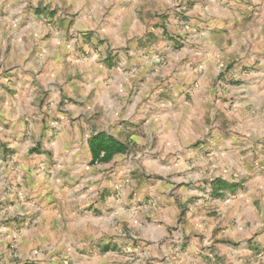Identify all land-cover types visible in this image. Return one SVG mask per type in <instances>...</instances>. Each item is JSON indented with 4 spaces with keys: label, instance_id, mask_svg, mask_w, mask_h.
Masks as SVG:
<instances>
[{
    "label": "crops",
    "instance_id": "1",
    "mask_svg": "<svg viewBox=\"0 0 264 264\" xmlns=\"http://www.w3.org/2000/svg\"><path fill=\"white\" fill-rule=\"evenodd\" d=\"M39 1L7 0L4 14L0 13L4 18L0 20V35L5 33L8 38L9 34H15L10 45L16 50L20 63L18 71L11 72L12 85L7 86L15 91L0 89V139L10 148L7 154L0 148V264H13L15 258L31 264L58 261L64 264H264V73L240 75L230 115L224 112L215 116L211 108L208 117L204 108L211 101L198 90L177 107L169 103L163 112L165 121L159 131L161 145L165 155L174 153L177 147L183 149L180 160L186 161V165L180 173L181 181L193 175L216 178L215 182L235 185L233 199L221 201L219 197L207 195L208 200L196 198L187 202L177 231L171 229L176 209L172 197H168L170 206H166L167 213H163L161 220H145L143 224L137 218L119 213L118 201H109L108 206H113L109 209L99 204L101 214L80 217L75 210L60 211L59 203H55V196L60 198V192L55 190V147L80 136L78 123L73 124L70 133L66 128H70V118L81 112L72 109L73 113L66 118L59 116L63 124L55 137V86L60 93L63 73L75 74L79 67L92 65L82 61L76 47L88 50L97 40H103L104 48L108 44L112 47L116 40L125 47L128 42L130 48L136 44L130 40L137 39V34L146 30L145 24H153L159 18L155 16L171 0H51L50 5L62 7L71 22L67 26L68 21H64L62 28L57 27L47 43L37 41L41 25L33 9ZM224 2L239 7L230 14L231 18L234 14L251 15L248 3H262L252 15V27H248L251 31L241 32L240 42L251 45L259 55L264 54V0H216L209 15H229ZM27 5L33 9H25ZM192 7L189 12L200 10L197 4ZM77 32H80L79 41L69 37ZM81 34L86 37L89 34V37ZM6 44V38L0 36V47ZM230 48L228 50H232ZM187 55L188 51L181 48L174 63L186 61ZM196 55L204 67L207 63L202 60L209 57L211 61L210 56L214 54ZM90 59L95 60V57L85 60ZM171 69H167L168 75ZM206 70L207 66L203 71ZM156 74L145 72L143 85H154ZM164 75L166 72L158 75L159 84ZM82 76L81 81L73 80V86L67 85L68 94L76 95L79 90L86 96L101 84L100 74L90 75L86 71ZM122 78L125 80L126 76L120 75L119 80L114 77L110 87L99 90L106 91L109 97L116 81L121 83ZM32 102L37 103L35 116L28 119ZM83 114L88 119L89 111ZM232 117V122L225 121ZM32 131H36V138L41 136V151L37 154H29L28 142L18 143L23 134ZM87 137L88 134L84 146H87ZM85 156L89 159L90 153ZM76 157L70 154L68 159ZM164 172H172V168ZM243 178L245 181L240 186L238 183ZM215 182L210 188L207 183L203 191L214 189L225 192L226 196L227 190H218ZM203 191L193 190L191 194L198 197ZM172 192V187H165L162 193ZM103 242L116 243L131 254L122 250L99 251L96 245ZM81 248L93 249L89 253L81 252Z\"/></svg>",
    "mask_w": 264,
    "mask_h": 264
},
{
    "label": "rangeland",
    "instance_id": "2",
    "mask_svg": "<svg viewBox=\"0 0 264 264\" xmlns=\"http://www.w3.org/2000/svg\"><path fill=\"white\" fill-rule=\"evenodd\" d=\"M50 1L40 0L34 9L28 5L25 8H32L34 13L38 14L37 19L41 25L38 31L39 42L47 43L49 35L55 32L57 27L62 28L65 25L64 21H68L70 16L62 7L51 6ZM213 2L216 0H171L165 9L155 16L159 18L153 24H145L146 30L137 34V39L130 40L133 44L136 42L135 45H130L132 46L130 48L128 42L125 47L116 40L112 43L114 45L112 47L108 44L104 48L103 40H97L92 46H88V50L82 49L81 46L75 48L82 61L92 65L79 67L75 74L63 73L65 76H62L60 93L55 86V137L63 124L61 120L66 118L67 114L73 113L72 109L81 112L70 118V128H66L70 133L73 124L78 123L80 136L74 141H67L61 147H55V190L60 192L59 199L55 196V203H59L60 211L75 210L80 217L89 213L101 214L99 204L107 205L104 209H109L113 207L108 206L109 201L113 203L118 201L119 213L137 218L143 224L145 220L152 222L161 220L163 213H167L166 206H170L171 200L168 197H172L176 209L173 210L171 229L177 231L187 202L196 198L208 200V196L219 197L221 201L233 199L235 185L227 186L219 181L215 182L216 178H198L193 175L190 179L184 178L185 180L181 181L183 176L180 173L186 165V161L180 160L183 149L177 147L172 155H165L161 145L162 134L159 132L162 128L160 126L165 121L164 109L169 103L177 107L183 99L190 100L188 95L198 90V93H205L211 101L206 103L208 109L204 108L208 117L211 108H214L215 116L219 113L223 115L224 112L230 115L236 102L234 88L241 81L240 75L251 72L264 73V54L261 53L263 56L261 57L251 45L246 46V43L240 42L241 32L251 31L252 15L262 3L257 2L252 5L248 3L247 7L251 15L238 17L233 13L231 18L230 14L239 7L229 6L230 3L224 2L223 4L229 9L227 10L229 15L215 17L208 12ZM6 3L7 0H0L1 14H4ZM194 4H197L200 10L189 12L193 10ZM3 19V15H0V20ZM70 22L71 20L68 21L67 26ZM79 33H72L69 37L77 38L76 40L79 41ZM262 33L264 34V29ZM1 34L2 39L6 38L7 44L5 47H0V89L14 92L13 87H8L12 85L11 72L18 71L20 65L17 52L15 49L12 50L10 45L15 34H9L8 38L5 33ZM81 36L86 37L83 34ZM88 37L89 34L86 38ZM33 41H36L34 36ZM229 47L232 50H228ZM34 48L33 52H36ZM181 48L188 51L186 61L174 63V57ZM197 53L200 56L214 54L210 56L211 61H208L209 57L202 60L207 63L206 71H203L205 66L202 67L200 64ZM90 57H95V60L90 59L87 62L85 59ZM169 68L172 69L168 75ZM86 71L90 72V75L91 73L101 75V78L99 77L101 84L97 85L98 88L94 87L86 96L79 90L76 95L68 94L67 91L70 90L67 85L73 86L74 79L81 81L82 74ZM147 71L158 74L155 78L156 83L145 87L144 73ZM163 72H166V75L165 78L160 79L159 84L158 75ZM120 75L126 76V79L122 78L121 83L116 81V87L109 92V97L105 95L106 91L99 90L100 87H110L113 78L119 80ZM29 107H32V110L27 112L28 119L35 116L34 109L37 103L32 102ZM86 111H89L88 119H85L83 114ZM153 115L156 117L152 118ZM233 120V117L225 119L227 122ZM99 132L117 135L127 146V150L114 154L107 161L92 160L89 140ZM86 134H88L87 146H84ZM204 138H207V135ZM40 139L41 136L36 138V131H32L30 134H23L18 143L28 142L29 154H37L41 151ZM5 144L6 142L0 139L3 154H7L10 150ZM87 153H90L89 159L85 156ZM70 154L77 157L68 159ZM171 168L172 172H164L165 169ZM169 173H172V176ZM244 181V178L240 179L238 184L241 186ZM212 182L218 185V190H227L228 194L224 196L225 192H216L214 189L203 191L207 183L211 185L209 188L213 187ZM165 187H172L173 194L162 193ZM193 190L203 191L202 195L197 197L191 194ZM185 196L189 198L185 199ZM96 246L99 251L122 250L131 254L129 250H123L116 243L103 242ZM92 249L80 250L90 253ZM140 253H143V250H140ZM13 264L31 263L25 259L22 261L15 258ZM55 264L64 263L58 261Z\"/></svg>",
    "mask_w": 264,
    "mask_h": 264
},
{
    "label": "trees",
    "instance_id": "3",
    "mask_svg": "<svg viewBox=\"0 0 264 264\" xmlns=\"http://www.w3.org/2000/svg\"><path fill=\"white\" fill-rule=\"evenodd\" d=\"M89 146L93 155L92 160L107 161L116 153H123L127 146L118 141L112 135L105 132H99L89 140Z\"/></svg>",
    "mask_w": 264,
    "mask_h": 264
}]
</instances>
